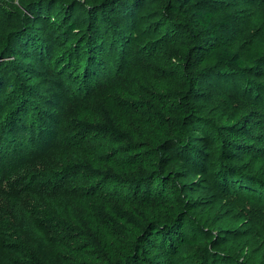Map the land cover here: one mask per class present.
I'll return each mask as SVG.
<instances>
[{"label": "rangeland", "instance_id": "374dc122", "mask_svg": "<svg viewBox=\"0 0 264 264\" xmlns=\"http://www.w3.org/2000/svg\"><path fill=\"white\" fill-rule=\"evenodd\" d=\"M72 1L0 0V52L17 42L19 51L27 49L35 57L28 64L10 53L3 58L6 75L2 79L0 131L9 133L16 125L31 137V143L34 137L41 155L54 148L31 173L45 182L47 196L58 204L71 205L78 220L79 202L87 200L109 227L122 235L121 224L103 203L135 221L134 215L118 205V200L130 197V193L122 182L110 184L103 177L97 178L87 161L89 155L99 157L112 151L113 142L131 139L115 122L107 99L127 113L159 119L158 104L167 95L185 94L196 102L199 114L211 121L214 131L238 123L250 124L253 130L264 127V62L255 56L264 54V0L218 1L233 12L237 27L235 48L244 59L245 78L241 87L233 88L202 76L195 90L181 74L186 64L184 48L173 45L156 52L153 40L159 34L143 27L156 19L153 15L158 4L154 0L136 10L141 23L133 32L130 46L125 44V48L129 47L126 59L120 55L117 60L103 57L95 62L75 56L64 62L72 56L82 36V32L77 36L68 31L64 16L57 19L59 3ZM75 1L90 6L100 0ZM75 14L65 16L72 18ZM21 66L30 70L33 85L29 86L21 76ZM251 101L260 102V109L249 108L247 102ZM134 130L140 138L142 134ZM217 145L208 150L210 158L219 153L220 143ZM261 145L264 148V142ZM231 164L260 176L258 167L238 154ZM204 179L199 173H191L179 180L185 183L181 186L182 199L190 202L187 213L198 241L184 254L188 264H264V200ZM28 203L44 238L33 232L23 218L22 208L0 203V264H61L55 246H72L83 238L100 248L95 234L84 222L71 220L67 209L57 211L49 205Z\"/></svg>", "mask_w": 264, "mask_h": 264}, {"label": "trees", "instance_id": "16d2710c", "mask_svg": "<svg viewBox=\"0 0 264 264\" xmlns=\"http://www.w3.org/2000/svg\"><path fill=\"white\" fill-rule=\"evenodd\" d=\"M146 1L100 0L90 6H83L75 0L60 2L57 19L62 20L64 16L69 32L83 33H80L79 40L76 39L80 44L72 56L70 54L63 61L75 56H85L95 62L103 57L117 60L120 55L126 59L129 47L125 48V44L128 42L130 46L133 32L141 23L136 10ZM218 1L154 0L158 4L153 15L156 19L143 26L152 34H159L153 40L156 52L173 45L184 48L186 64L182 66L181 74L192 82L194 90L202 76L233 88L241 87L245 78L244 59L235 48L237 27L233 12L219 5ZM74 11L76 14L72 18L71 15L65 16ZM16 43L0 52V98L2 79L6 75L5 55L10 53L23 64L35 58L27 49L19 51ZM255 56L264 62V54ZM29 71L25 66L19 70L31 86L34 79ZM194 102L185 94H169L158 104L161 117L152 119L127 113L112 99H107L106 104L115 122L131 139L113 142L112 151L99 157L89 155L87 161L97 178L103 177L110 184L122 182L130 193V197L119 199L118 205L134 215L135 221L103 203L104 209L121 224L122 235L112 230L87 200L79 202L81 218L78 220L71 205L58 204L47 196L45 182L34 178L31 173L54 148L41 155L42 152L35 147L34 137V143H31V137L16 125L9 133L0 131V203L14 209L22 208L23 218L40 238H44V234L31 214L28 202L35 206L49 205L57 211L67 209L65 212L70 213L71 220L84 222L95 234L100 248L87 238L72 246L57 244L55 251L61 264H188L184 254L198 241L187 213L190 202L182 199L181 186L185 183L179 180L191 173H199L207 183L217 182L219 186L222 183L236 192H250L264 200V148L261 145L264 127L253 130L250 124L238 123L214 131L211 121L199 114ZM247 105L259 110L261 103L251 101ZM19 119L22 127V116ZM134 128L142 134L140 138ZM218 143L221 147L219 153L214 159L210 158L208 150ZM237 154L253 162L261 172L260 176L230 165Z\"/></svg>", "mask_w": 264, "mask_h": 264}]
</instances>
